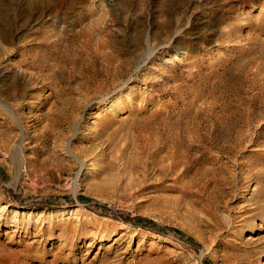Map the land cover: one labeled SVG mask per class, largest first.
Instances as JSON below:
<instances>
[{
    "label": "rangeland",
    "instance_id": "rangeland-1",
    "mask_svg": "<svg viewBox=\"0 0 264 264\" xmlns=\"http://www.w3.org/2000/svg\"><path fill=\"white\" fill-rule=\"evenodd\" d=\"M29 3L0 0V264H264V0Z\"/></svg>",
    "mask_w": 264,
    "mask_h": 264
},
{
    "label": "bare ground",
    "instance_id": "bare-ground-1",
    "mask_svg": "<svg viewBox=\"0 0 264 264\" xmlns=\"http://www.w3.org/2000/svg\"><path fill=\"white\" fill-rule=\"evenodd\" d=\"M79 3V2H78ZM62 0H30V3L29 5L27 6H24V11H27L30 13V15L32 16L34 12L33 10L35 9L37 11V13L39 14H44V13H47V12H50V13H55L57 11H60V9L63 8L62 6ZM65 12H69L71 9V6L69 4H65ZM73 7V6H72ZM32 10V11H31ZM64 10V9H63ZM9 12V11H8ZM8 12H5V15H3L4 17H6L9 13ZM2 13V12H1ZM3 14V13H2ZM84 33V32H83ZM81 34V33H80ZM87 34V33H85ZM85 36V35H84ZM87 37V36H86ZM89 40V38H88ZM87 42V41H86ZM88 43V42H87ZM155 52V51H154ZM6 95V94H5ZM0 106H2V108H4L8 113L9 115L13 118H14V113L12 112V110H10L6 104L4 102H0ZM110 118V117H109ZM26 138L24 136L21 135V138L18 142V145H17V150L14 152V156H20V155H23L24 154V146L26 145ZM239 217V216H238ZM243 217V216H241ZM245 217V216H244ZM243 217V218H244ZM247 217V216H246ZM234 218V217H233ZM241 219V218H240ZM242 221V220H241ZM245 221V220H244ZM222 223V222H221ZM237 223V222H236ZM242 223V222H241ZM237 226V225H236ZM239 226V225H238ZM240 227V226H239ZM236 229V228H235ZM238 229V228H237ZM236 229V230H237ZM68 241V240H67ZM245 254V253H244ZM243 254V255H244ZM248 254V251L247 253ZM238 255V254H235L234 257L236 259V261L240 264H242L244 261L243 259L244 258H247V255ZM234 259V260H235ZM246 260V259H245ZM249 263V262H248Z\"/></svg>",
    "mask_w": 264,
    "mask_h": 264
},
{
    "label": "trees",
    "instance_id": "trees-1",
    "mask_svg": "<svg viewBox=\"0 0 264 264\" xmlns=\"http://www.w3.org/2000/svg\"><path fill=\"white\" fill-rule=\"evenodd\" d=\"M14 201H16L18 203H21V204L24 203L22 199L17 200L16 196H14ZM99 205H100V207H103L104 209L107 208V206L105 204H99ZM39 206H41V207H49V204H40ZM106 214H108V212ZM113 217L121 219V220H123L125 222H131V223H133L136 226H141V227H143L145 229H149L151 231H154V232L162 234V235H165L166 232L171 229L168 226H161V225H158V224L153 223V222H149L148 224H140L139 222H137L139 217H136V218H133V219H131L129 217H126V216H115L114 215ZM181 238L184 239V240H189V238H186L183 235L181 236ZM189 241H191V240H189Z\"/></svg>",
    "mask_w": 264,
    "mask_h": 264
}]
</instances>
